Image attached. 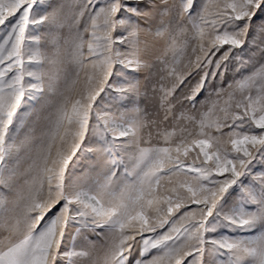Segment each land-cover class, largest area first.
<instances>
[{"label": "snow or ice", "instance_id": "6c2138e0", "mask_svg": "<svg viewBox=\"0 0 264 264\" xmlns=\"http://www.w3.org/2000/svg\"><path fill=\"white\" fill-rule=\"evenodd\" d=\"M261 12L0 0V264H264ZM141 34L164 40L159 69ZM145 69L160 120L140 107ZM83 161L95 178L76 175Z\"/></svg>", "mask_w": 264, "mask_h": 264}, {"label": "rangeland", "instance_id": "374dc122", "mask_svg": "<svg viewBox=\"0 0 264 264\" xmlns=\"http://www.w3.org/2000/svg\"><path fill=\"white\" fill-rule=\"evenodd\" d=\"M143 2L148 3L149 0H143ZM176 2L178 3V0H176ZM129 3L134 5L136 3V0H129ZM171 19H172L171 16H164L161 18H157L155 21V24L157 26L160 24L166 25L169 22V20H171ZM141 23L143 24V21ZM261 23H264V12H261L256 17V19L254 21V25H259ZM74 31H75V29L72 26V20L70 18L65 22V25L63 28H60L57 30L56 35L58 37L59 44L61 46L62 55L65 53V50L68 48V45L65 44V41L70 40ZM145 39H147V41L149 42V45H150L149 53L147 54L145 59H147L150 63H157L158 59L162 60L164 58V52H163L164 40L156 38L154 36V34L147 35V36L145 34H141V40L144 41ZM44 43H45V41L42 39L41 44H44ZM48 48H49V50H51L52 45L48 44ZM170 57H171V53H169V58ZM47 67L50 71L56 72L57 69L62 67V66L61 65H55V66H47ZM160 67L161 66L159 65V63H157V69H159ZM157 75H158L157 71H153L152 75L149 77L147 69L143 70L140 73V82H141L142 89L144 87H147L148 93H149L147 97H142V99L144 100V103H142L140 105V107L142 109L147 110L149 117H151L153 119L160 120L163 118V112L159 110L158 100L156 97H154L152 95V91H151L152 87L156 83ZM60 83H61V87H63V76H62V74H61ZM205 95H207V93H205ZM201 99H203V97H201ZM199 107L200 106L197 105V108H199ZM134 115L135 114L132 113L131 109H129V112H128L129 118H132ZM36 134H37V136H39V134H40V128L39 127H37ZM154 140H155V137H154ZM82 163L84 166L78 167L76 169V175L77 176H84L88 180L95 178L96 172L95 171L89 172V170L87 168V164L91 163V161H83ZM21 183H22V181H21ZM238 235L248 236V235H251V233H238ZM89 238L94 243H96L97 245L102 244V240H97L94 235H90ZM100 254L101 255L103 254V249H100Z\"/></svg>", "mask_w": 264, "mask_h": 264}]
</instances>
